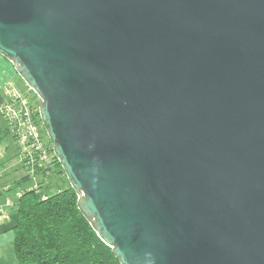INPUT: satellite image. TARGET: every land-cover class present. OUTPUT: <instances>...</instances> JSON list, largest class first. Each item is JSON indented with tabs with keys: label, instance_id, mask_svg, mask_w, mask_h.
Returning <instances> with one entry per match:
<instances>
[{
	"label": "water",
	"instance_id": "95a60500",
	"mask_svg": "<svg viewBox=\"0 0 264 264\" xmlns=\"http://www.w3.org/2000/svg\"><path fill=\"white\" fill-rule=\"evenodd\" d=\"M0 55L120 264H264V0H0Z\"/></svg>",
	"mask_w": 264,
	"mask_h": 264
},
{
	"label": "trees",
	"instance_id": "16d2710c",
	"mask_svg": "<svg viewBox=\"0 0 264 264\" xmlns=\"http://www.w3.org/2000/svg\"><path fill=\"white\" fill-rule=\"evenodd\" d=\"M4 101L5 98L0 93V106ZM32 102L36 105L38 114L41 101L34 99ZM39 121L41 122L40 118ZM45 137L50 164L37 169V175H65L46 134ZM17 149L23 167L28 168L18 146ZM31 179L32 176L26 175L18 182V186ZM44 186L42 182L39 187L22 192L15 203V250L19 264H120L112 249L101 241L80 212L78 196L71 187L48 196L39 193ZM43 196H46L45 200L42 199Z\"/></svg>",
	"mask_w": 264,
	"mask_h": 264
},
{
	"label": "built area",
	"instance_id": "2783aa9c",
	"mask_svg": "<svg viewBox=\"0 0 264 264\" xmlns=\"http://www.w3.org/2000/svg\"><path fill=\"white\" fill-rule=\"evenodd\" d=\"M2 94L5 101L0 106V118L8 123L9 131L21 151L20 155L26 159L28 168L23 167L27 172L26 175H30L34 179L38 176L37 169H42L50 164L46 132L42 121H39L40 113H36V105L13 85L6 86ZM42 199L45 200L46 196H43ZM9 205L10 203L7 204V206ZM0 219L9 220V214L5 209H0Z\"/></svg>",
	"mask_w": 264,
	"mask_h": 264
},
{
	"label": "rangeland",
	"instance_id": "374dc122",
	"mask_svg": "<svg viewBox=\"0 0 264 264\" xmlns=\"http://www.w3.org/2000/svg\"><path fill=\"white\" fill-rule=\"evenodd\" d=\"M13 86L18 88L20 92L30 100L33 101L36 99L40 101L39 97L29 88L20 76L17 77ZM0 122L2 131H5L7 129V124L1 120ZM0 148V200L2 199L5 203L11 201L10 205H13V209L15 208V201L19 200L22 192L38 187L42 182H44L45 186L39 190L41 195L46 194L48 196H54L60 190L66 191L71 187L66 176L62 174H52L48 176L38 175L19 187L18 182L26 176L27 172L23 168L21 158L17 156V147L12 137H4L2 141H0ZM13 209H10L9 211L16 216V210ZM6 212L8 214L7 210Z\"/></svg>",
	"mask_w": 264,
	"mask_h": 264
},
{
	"label": "crops",
	"instance_id": "0c3cea01",
	"mask_svg": "<svg viewBox=\"0 0 264 264\" xmlns=\"http://www.w3.org/2000/svg\"><path fill=\"white\" fill-rule=\"evenodd\" d=\"M18 76L19 75L13 64L0 55V93H2L6 86L10 84L13 85ZM0 120L7 124V129L2 131L0 122V141H2L4 137L11 136L15 142L13 135L9 133L8 123L4 119L0 118ZM17 152L18 149L16 153ZM10 202L11 201H9V203ZM7 203L3 202L2 199L0 200V209L7 210L9 214V220L0 219V264H19L15 250L16 235L14 231V227L17 223V215L15 216L11 211H9L10 209H13V205L7 206Z\"/></svg>",
	"mask_w": 264,
	"mask_h": 264
}]
</instances>
